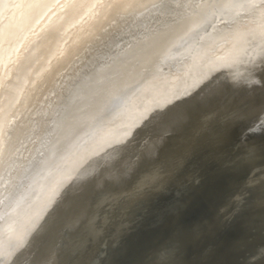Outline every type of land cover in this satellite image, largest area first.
<instances>
[{"label": "rangeland", "instance_id": "obj_1", "mask_svg": "<svg viewBox=\"0 0 264 264\" xmlns=\"http://www.w3.org/2000/svg\"><path fill=\"white\" fill-rule=\"evenodd\" d=\"M146 5H138L139 9L133 5L127 9L104 11L98 19L68 30L61 45L63 52L60 54L63 57L60 54L50 57L48 67L44 68L45 75L40 87H44L46 82L49 84L56 81L51 87L50 84L46 87L49 88L47 91L52 88L49 91L51 93L46 91L48 94L45 92L46 97L43 98L42 88L21 106L13 105L6 111V115H14L19 119L20 127L15 141L10 145V167L23 170L39 153L47 156L58 139L66 134L69 123L100 103L101 100L95 102V98H89L91 94L88 92L96 81L91 73L106 63L101 61L107 58L106 54L118 57L126 50L124 42L120 44L121 39L132 46L129 50L137 55V64L145 54L161 45V37L168 31L171 23L158 27L157 31L152 28L154 20L143 27L145 19L152 15V9L145 8ZM115 18L123 23L120 29L116 27L119 21ZM223 18L220 14L210 12L199 29L183 36L177 32L171 37L166 42L170 46L163 55V70L145 80L146 92L140 94L138 89V93L130 99L124 110L106 126L87 128L81 132L72 150L64 156L69 173L58 174L65 179L63 182L68 181L71 170L79 159L89 158L92 162H84L93 163L96 169L92 176L94 179L98 180L105 175L114 177L117 174L114 178L116 182L113 181L111 186L109 183L96 186L97 181L94 180L93 188L87 187V191L78 192L68 184L57 198L50 196L52 190L51 193H32L35 199L26 205L30 214L26 215L22 234L33 227L35 229L26 236L35 250L32 252L33 264H57L59 250L62 253L58 264H89L100 254H108L109 244L114 238L121 235L125 241L142 230L160 225L171 228L167 235L154 243L152 239L144 245L138 264H156L163 253L168 255L162 264H250L258 249H264V136H254L246 132L254 125H259L260 120H264V62L258 61L255 65L247 66L236 63L247 46L245 36L243 32L217 36L213 28L215 26L218 31L219 20ZM103 28H106V38L102 52L106 54L93 64L84 66V69L75 71V67L73 71L70 68L71 73H63L59 67L66 59L71 58L70 52L75 51L81 43L79 41L88 40V36ZM209 31L212 32L213 41L209 46L201 47L199 37ZM143 39L148 40L146 44H142ZM69 44H73V50ZM64 45L70 47V50ZM114 49L117 53L109 54ZM35 52L36 55L29 61L30 65L32 61H35L32 65L38 64L49 56V52L42 46H38ZM57 70L61 72L57 73ZM17 73L10 75L13 77ZM17 79L18 77L13 84ZM90 81L92 83L89 85ZM201 81L203 83L200 86L204 88L201 94L204 98L211 94L220 95L224 91L228 95L225 99L229 95L233 96L230 99L231 104L224 109L220 101L207 108V113L204 109L191 111L190 123L188 122L190 125L176 126L172 131L177 129L176 138H173L171 132V139H163L162 143L165 145L160 150L163 149L164 154L154 146L157 155L154 157V153L146 154L145 136L143 132L140 135L135 127L141 126L140 122L145 117L152 116L150 108L153 107V88L161 89L163 85H167L166 88H175L172 85L175 82L192 85ZM259 83L261 85L257 86ZM53 87H56L55 90ZM251 89L254 90L253 94L241 99L240 96L248 94ZM55 93H58L57 96ZM105 93L101 94L100 99L106 96ZM166 94L163 101L170 97L172 99L175 93L167 92L163 96ZM54 95L56 97L53 103L40 118L32 122V117ZM219 95L216 96L219 98ZM157 105L158 102L155 106ZM185 110L177 114H183ZM237 119H241L238 123L244 125L235 131ZM196 122L198 124L195 125ZM177 137L182 141L185 139L184 143L177 141ZM220 166L223 168L219 172L227 180V192L213 206L212 214L208 218L194 224L184 235L178 233L175 220H172L176 213L174 209L184 204L193 187ZM41 172L38 175L40 178ZM36 181L35 178L32 187ZM44 212L46 217L41 220L40 216ZM67 227L68 235L62 241L65 235L63 230ZM238 229L240 234L227 243L215 237L217 230ZM4 231L5 229L2 230V235L6 236ZM11 231L12 229L9 233ZM188 241L193 244L192 253L183 248L182 242ZM224 246L227 247L221 249ZM23 249L24 246L20 250ZM14 261L7 264H22L20 254ZM31 261L32 259L28 263ZM256 264H264V258Z\"/></svg>", "mask_w": 264, "mask_h": 264}, {"label": "snow or ice", "instance_id": "obj_2", "mask_svg": "<svg viewBox=\"0 0 264 264\" xmlns=\"http://www.w3.org/2000/svg\"><path fill=\"white\" fill-rule=\"evenodd\" d=\"M141 4L160 6L161 14L171 20L168 31L161 37V45L145 54L131 72L112 79L107 86V96L71 121L66 134L58 139L47 156L39 153L23 170L9 166L12 130L5 119L7 110L0 102V220L5 222L6 236L15 223L12 215L27 199L36 176L70 152L81 132L106 126L124 110L139 86L163 70V55L170 46L166 42L177 32L181 36L188 35L204 24L210 12L220 14L224 18L219 20V30L215 26L213 28L217 36L238 32L245 36L247 46L236 63L247 66L264 62V0H0V101H3L7 86L5 73L13 68L19 69L38 46L49 52L48 60L61 53L62 42L70 28L98 19L104 11ZM212 41L210 31L199 37L201 47L209 46ZM201 83H193L153 111L167 115L180 107L177 100L183 104L190 103L204 90ZM258 124L264 132V120ZM34 230L33 227L17 235L15 241L9 236L7 244H0V261L4 260L6 253L12 260L17 259L25 244V236ZM167 255L163 253L161 259H166ZM261 258H264V249H258L250 264H256Z\"/></svg>", "mask_w": 264, "mask_h": 264}, {"label": "bare ground", "instance_id": "obj_3", "mask_svg": "<svg viewBox=\"0 0 264 264\" xmlns=\"http://www.w3.org/2000/svg\"><path fill=\"white\" fill-rule=\"evenodd\" d=\"M155 6L156 5H153V4H147L146 5L145 8L152 9L151 10L152 15H150V17L145 19V21L143 22L144 25L142 24V26L144 27L147 24L151 23V21L154 20V25L152 28H153V30L157 31L158 27L166 26L167 24L171 23V20L161 14L162 9L160 6H156V7ZM142 7H144V6L142 5ZM136 8L139 9V6L136 5ZM132 11H135V10L132 9ZM129 13H127V14L125 13V14L128 15ZM116 21L117 22L119 21L118 24L116 25V27L120 29L122 27L123 23L118 18L116 19ZM155 31L153 34H155ZM142 35H143V33L140 34V36H142ZM87 38H88V40L84 41L85 43L82 41H79L81 43L78 44V42H77L78 46L76 47V49L74 48L75 51L72 48L73 44H69V45H71V48L73 51L70 52L71 58L67 57L68 59H66L67 60L66 62H68V61H70V62H68V63L64 62L62 64V62L59 61V63L62 64V65L59 64V65H61L59 68H60V70H62L63 73L66 72L67 74H69L73 71V68H75V67H76L74 69L75 71H78L81 68L84 69L85 68L84 66L88 65L89 63L93 64L95 61H97L99 58H101L104 54H106V52L105 53L102 52V49L104 50L103 43H104V40L106 38V28H103L101 31L93 33L91 36H88ZM147 41L148 40L143 39L141 42H142V44H146ZM74 42H76V41H74ZM122 42H124V45L126 46V50L122 54H120V56H118V57H116L115 55L109 56L108 54H106L107 58L105 60H101V61H104L106 63L104 65L94 69L91 73V77L95 78L96 81H95L94 85L92 86L90 92H88V93L91 94L89 97L90 99L95 98V102L101 100L100 99L101 94L105 93V89H107V86L111 82L112 79L118 78L123 74H127V73L131 72L136 67L137 55L136 54L133 55L132 52L129 50L132 46L129 45L125 40L123 41V39L120 40V44ZM85 44H87V46ZM66 45H68V44H66ZM117 46L118 45H116L115 48H117ZM65 47H67V46H65ZM69 48H68V50H70ZM68 52H66L67 56H68ZM35 53L29 54V60L26 61L24 64H22L19 69L13 68V69H10L6 72L7 73L6 77H7L8 82H7V86L5 88V95H4L3 101H0L4 104V107L6 110L13 105L16 107L21 106V104H23V102L25 100L36 95L37 92L42 88H43L42 89L43 98H45L46 97L45 92L49 89V88L47 89L46 87L49 84H50L49 87H51L52 86L51 84L56 83V81L53 83L50 82L49 84H48V82H46L44 87L43 86L40 87L41 80L43 79V76L45 75L44 74L45 73L44 68H46V66L48 65V61L50 60V58L47 60V58H48L47 57L43 60H40V62L38 64L32 65V63H31V65H30L29 61L32 59L33 56L36 55ZM116 53H117V51L114 49V50H111L109 54H116ZM65 55H64V57H65ZM61 57H63V56L61 55ZM70 68L72 69V71ZM56 69H58L57 66H56ZM75 71H74V73H75ZM13 72H16V73L18 72L17 74H14L15 77L14 76L11 77V75H10V73H13ZM56 72L58 73L61 71L57 70ZM63 73H61V74L64 75ZM9 77H10V79H9ZM17 77H18L17 81L13 84V82L15 81V79ZM54 77H55V75H54ZM54 77L51 76V79L53 78V80H54ZM57 79H60V77H58ZM61 79H62V77H61ZM91 83L92 82L90 81L89 85ZM147 83H149V82H147ZM172 85L175 88H166L167 85H163L161 89H154L153 88V100L151 101V103H153V107L150 108L152 111L151 112L152 116H151V118L150 117H146L145 119L143 118L144 119V121L142 122L143 124L139 121L141 126L135 127L140 135H142L141 132H143V134L145 136V140L147 142V146L145 147V152L148 155H153V153L155 155L153 146L158 147V149H159L158 145H160L162 143L163 139L168 138L167 140H169V138H170L169 135H172L171 132L173 130H175L176 126L182 125L183 123H185L187 121V118H188L189 114H191L190 112H191L193 106H197L199 102L205 104V106H208L207 103L210 100L209 98L214 97L216 95H219V94H211L212 96L209 95L208 97L204 98L203 95L200 94L188 104H183L181 102L178 103V104H180V107L174 109L172 112H168L167 115H162L159 111H153V109H156L158 106H163L166 103H168L169 101H171L172 99H174L177 95L182 93V91L184 89H186L190 86L186 82H183V83H176L175 82ZM145 86H146V81L139 86L140 94L146 92ZM54 88H56V87H53V89ZM49 91H47V92H49ZM167 92H171V93H175V94H174L172 99L170 97L169 99L163 101V97L167 96V94L164 96H163V94L167 93ZM49 93H51V92H49ZM223 93H226V92L223 91L221 94H223ZM57 94H56V96H57ZM105 94L107 96V93H105ZM49 95H51V94H49ZM49 95H47V96H49ZM56 96L55 95H54V97L52 96L47 101V104L40 110V112L36 113L35 116L32 117V120H33L32 122H35L38 118H40L42 116V114L45 112V110L48 108V106H50L53 103L54 98ZM137 96H139V95H137ZM216 100H217V98H216ZM177 101H179V100H177ZM157 102L159 103V105L155 106ZM143 103L144 102L142 101V105L145 106ZM188 106H192L191 109H189L190 107H188ZM138 107H139V105H138ZM184 109H186V110L184 111L183 114H177L178 112H181ZM165 111H167V109H165ZM198 111H200V110H198ZM204 111L206 112V109H204ZM207 111H208V109H207ZM193 114H195V112L192 113V115ZM207 115H209V114H207ZM25 117H26V115H25ZM5 119L7 121V126L12 130L11 131V135H12L11 143H12L15 141V139L18 135L17 131L20 130L19 119L14 115H8V114L6 115ZM23 120H24V116H23ZM27 122H28V120H27ZM30 122H31V119H30ZM178 122H180L181 124ZM196 124H198V123L196 122L195 125ZM188 125H190V124L187 123V127H188ZM191 126H192V128L194 127L193 125H191ZM184 130H185V127H184ZM176 131H177V129H176ZM185 131L187 132V130H185ZM175 132H172L174 135L173 138L175 137V134H176ZM179 134L181 135L182 133L179 132ZM179 134H177V135L181 139L182 136H180ZM179 137H177V141H182V140L178 139ZM184 141H185V139H184ZM184 141H182V142L184 143ZM187 141H186V144H187ZM186 144H185V146H186ZM10 145H12V144H10ZM170 145H172V144H170ZM167 146H169V144L166 145L165 147H167ZM168 148H170V147H168ZM159 151L163 152V149H161V150L159 149ZM169 152H167V153H169ZM159 154H160V152H159ZM163 154H164V152H163ZM84 160L88 161L90 159L89 158L79 159L76 166L71 170V175H70V178L68 181L63 182L65 179L60 178V176L58 175V174L66 175L70 171V170L66 169V159L64 157L61 159H58L57 162L54 165H52L50 168L44 169V172H41L42 173L41 178L36 176L37 181H36V183H34L33 187H31V189H30L31 192L28 193L27 199L23 202L21 207L19 209H17V211L12 215V220H14L15 223L12 224V231L7 236L2 235V230L5 229L6 225H5V222L3 220H0V244H7L9 236H11L13 238V241H15V237L17 235L22 234V230H23L24 226L26 225L25 224L26 223V215L28 216V214H30L28 207H26V205L30 201H31L30 203H32L34 201L35 198L32 196V193H35V191H40V192L47 191V192L51 193V190H52V193L50 194V196H54L57 198L58 196L60 197L63 190L68 186V184H70L71 187H74L75 191H77V192L81 191V190L87 191L88 190L87 187L93 188L94 186L92 183L94 180L97 181L96 186H98V185L103 186L107 183H109V185L111 186L112 182L115 181L114 178L117 177V174L113 175L114 177H109V175H105V176H102L98 180L94 179L92 176H93L96 169H95L93 163L87 164L86 162H84ZM90 162H92V161L90 160ZM39 178H40V180H39ZM114 185H115V183H114ZM114 185L112 188H114ZM59 188L61 190H59ZM69 189L71 190L72 188L69 187ZM139 189H140V187H139ZM59 191H60V193H59ZM60 212L62 214L64 213V211L62 209ZM45 217H46V214L44 212L41 214L40 219L43 220ZM33 251H35L34 247L31 244H29L28 238H26V236H25L24 249L22 251L21 250L19 251V254H20L21 260H22L21 261L22 264H33V262H34V258L32 255ZM30 259H32V261L30 263H28ZM13 261L14 260H12L11 255H8L6 253L4 260L0 261V264H7V263H10Z\"/></svg>", "mask_w": 264, "mask_h": 264}, {"label": "water", "instance_id": "obj_4", "mask_svg": "<svg viewBox=\"0 0 264 264\" xmlns=\"http://www.w3.org/2000/svg\"><path fill=\"white\" fill-rule=\"evenodd\" d=\"M260 85L261 83L257 84V86H260ZM253 89H251V91H249L248 94L244 96H240L241 99L248 98L251 94H253L252 93L254 91ZM225 96H228V95L223 93L219 95V98L217 96L211 97L209 101H212V102L211 103L208 102L209 103L208 106H205V104L199 102L197 106H193V107L188 106V107H190L189 109H191L192 107L191 111L193 112L199 109L201 110L207 109L212 104L222 101V105L224 106V109H226V107H228L231 104L232 101H230V99L233 98V96L229 95L227 99H225ZM215 97H217L218 100H216ZM189 118H190V114L187 118V121L183 123L182 125L187 124L189 121ZM240 120L241 119L236 120V123H235L236 128H234L235 131L239 130L238 128L244 125V123H242V125H240L241 123H238V122H241ZM226 126L227 125H225V127ZM252 130L253 131L247 130L246 132L254 136H264V132H261L259 125H254L252 127ZM231 140L233 141L232 138ZM163 145L164 143H161L159 146V149ZM156 155H153V156L155 157ZM221 168H223V166H220L217 169H215L216 171L208 174L199 185H197L196 187H193V189L189 193V196L185 200V203L174 209L175 210L174 212L176 213L172 217V220H175V223H176L175 227L178 233L184 235L187 232V230L190 229V227H192L194 224H198L202 220L208 218L212 214L213 206L216 203H218L223 198L225 193L227 192V180L223 176H221L219 172ZM210 183H212V185H210ZM93 193L91 194L90 197H92ZM68 228L69 227L63 230V232L65 231V235L63 236L62 241L65 238V236L68 235V232H67ZM170 228L171 226L160 225L157 227H153V229L142 230L139 233H137L135 236L128 237L125 241L123 240V236L120 235L119 237L114 238V240L109 244L107 255L101 256L100 254L98 258H96L89 264H138L140 252H141V249L144 247V245H146L152 239L154 243L157 239L167 235ZM239 229L236 231H225V230L218 231L217 230L215 232L216 233L215 237L218 238L219 241H223L227 243L230 240H232L234 237L240 234ZM182 245H183V248L188 253L193 252L194 247H193V244H191V242L189 241L185 243L182 242ZM226 247L227 246L221 247V249L226 248ZM221 251L220 253H222ZM61 253L62 251L59 250L57 264L59 262ZM37 256H38V253L35 254V257ZM164 261L165 259L162 260L160 257L156 264H162Z\"/></svg>", "mask_w": 264, "mask_h": 264}]
</instances>
